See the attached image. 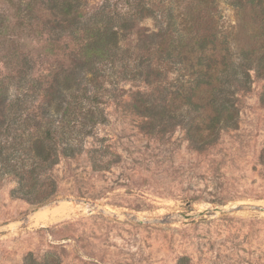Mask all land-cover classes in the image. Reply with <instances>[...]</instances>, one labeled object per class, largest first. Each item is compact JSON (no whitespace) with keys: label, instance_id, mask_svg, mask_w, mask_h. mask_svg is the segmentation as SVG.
Returning a JSON list of instances; mask_svg holds the SVG:
<instances>
[{"label":"trees","instance_id":"obj_1","mask_svg":"<svg viewBox=\"0 0 264 264\" xmlns=\"http://www.w3.org/2000/svg\"><path fill=\"white\" fill-rule=\"evenodd\" d=\"M7 3L0 8V175L24 174L31 156L49 163L53 142L61 154L73 150L76 136L107 120L109 100L124 102L149 135L180 127L204 152L238 129L241 98L264 82V0H229L233 20L219 0ZM148 20L152 26L142 24ZM259 100L264 105V83ZM14 145L27 157L11 153ZM93 166L102 165L94 159ZM25 264L44 262L28 255Z\"/></svg>","mask_w":264,"mask_h":264},{"label":"rangeland","instance_id":"obj_2","mask_svg":"<svg viewBox=\"0 0 264 264\" xmlns=\"http://www.w3.org/2000/svg\"><path fill=\"white\" fill-rule=\"evenodd\" d=\"M228 1L219 0L220 9L233 20ZM263 83L241 98L238 129L222 132L204 152L180 127L149 135L113 100L103 105L107 120L76 136L73 150L61 154L53 142L47 164L12 146L27 157L26 172L0 175V264H25L28 255L44 264H264V209L243 207H264ZM63 205L69 209L61 218L35 219L36 210ZM216 207L226 210H209ZM204 210L198 218L172 217Z\"/></svg>","mask_w":264,"mask_h":264},{"label":"bare ground","instance_id":"obj_3","mask_svg":"<svg viewBox=\"0 0 264 264\" xmlns=\"http://www.w3.org/2000/svg\"><path fill=\"white\" fill-rule=\"evenodd\" d=\"M68 207L63 205V206H58L57 208H54L52 210H42V211H37L35 215V219L37 221H52L55 219H59L65 214H67Z\"/></svg>","mask_w":264,"mask_h":264},{"label":"water","instance_id":"obj_4","mask_svg":"<svg viewBox=\"0 0 264 264\" xmlns=\"http://www.w3.org/2000/svg\"><path fill=\"white\" fill-rule=\"evenodd\" d=\"M243 207L245 208H250V209H255V208H258V209H264L263 206H256V205H244ZM213 212H218V211H225L226 209L223 208V207H216V208H211L209 209ZM36 211H39V210H36ZM208 210H204V211H200V212H197V213H193V212H189V211H186V212H179V213H175L172 215L173 218H184V219H190V218H194V217H201L203 216ZM6 230V227H1L0 228V231H4Z\"/></svg>","mask_w":264,"mask_h":264}]
</instances>
